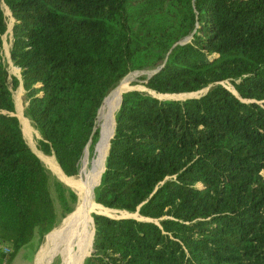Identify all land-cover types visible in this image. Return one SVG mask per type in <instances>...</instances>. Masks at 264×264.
<instances>
[{
    "label": "trees",
    "instance_id": "trees-1",
    "mask_svg": "<svg viewBox=\"0 0 264 264\" xmlns=\"http://www.w3.org/2000/svg\"><path fill=\"white\" fill-rule=\"evenodd\" d=\"M2 1L15 19L25 115L40 152L69 177L82 160L79 176L96 170L102 124L97 157L84 155L100 137L99 109L101 123L105 97L131 70H152L141 79L157 95L209 87L186 100L123 94L95 201L140 215L93 214L84 264H264V0H144L137 16L134 0ZM7 27L0 7V242L12 249H0V264L43 242L59 217L49 170L15 115ZM58 187L61 203L77 202Z\"/></svg>",
    "mask_w": 264,
    "mask_h": 264
},
{
    "label": "rangeland",
    "instance_id": "rangeland-1",
    "mask_svg": "<svg viewBox=\"0 0 264 264\" xmlns=\"http://www.w3.org/2000/svg\"><path fill=\"white\" fill-rule=\"evenodd\" d=\"M144 0H134L132 8L134 9V15L137 16L140 13V10L144 7ZM159 5L161 3L157 2ZM1 9L3 10L6 18H7V31L3 35V45H2V50H1V56L3 61L7 64L8 70L10 75H15L17 77H21V68L18 66H15L10 55L12 43H13V23H14V18L12 19V14L7 10V5L4 3V1L1 2L0 4ZM9 24H10V30H9ZM15 24V23H14ZM189 39V37H187ZM186 39V38H185ZM152 70L150 69H135L131 70L129 73L126 74V76L120 81V86L116 88L112 93V97L109 103V106L107 110L103 113L102 118H101V123L100 120L97 123V128H99L100 131V137L98 142L95 145L94 151L91 152L89 149L88 156L90 160L92 161L97 157V146L98 143L101 139L102 135V126H103V131L105 136L109 137L111 131L113 130V123L116 117V113L119 110L118 106L121 101V97H123V94L128 92L129 90H140V91H145L151 95L156 96L154 92L150 91L145 85H144V80L141 79V77L150 75ZM123 81V82H122ZM118 84V85H119ZM226 85L230 90L234 91L233 86L229 81H226L223 83ZM20 86L17 89L13 90V97L15 100V107H16V114L19 117L23 132L25 135V138L31 148L41 157L42 161L46 165V167L49 170V178H50V189L52 196L55 200L57 210H58V220L56 226L52 229L53 232L47 237V235L52 231H50L43 239V242L39 243L38 242V237L34 239V241L29 244L26 247H23L19 252H18V259L16 261L12 262V264H40L42 261V252L45 246L47 245L49 239L52 237V235L57 232L58 230H63L65 225L72 222L70 224V228H68L67 233L65 235L69 236L74 232V235L71 239V244H70V254L65 255L63 252L59 251L56 252L57 255L51 262V264H84L85 259L89 256H87L91 249H93L92 243L94 242V223H93V214H96L94 212L102 213L104 210L101 208L100 205L96 203V197H95V182L99 177L100 170L102 169V162H100V166H97L96 170L92 173H87L85 170L82 171V174L79 176L81 169L83 167V160L81 163V168L80 171L77 175L73 177H69L65 175V173L59 168L54 161V159L50 156L44 155L41 150L38 148L39 140L41 139V135L39 131L34 127L33 123L29 122L27 119V116L25 115V109L27 106V102L25 101V90L23 89L24 87ZM117 85V86H118ZM116 86V87H117ZM21 87V88H20ZM209 90V87L199 90L197 92L192 93H184L183 95H177V94H158L157 96L161 97L162 99H179V100H186L189 98H198L204 94H206ZM168 95H173V96H168ZM118 108V109H117ZM31 121V120H30ZM102 124V126H101ZM39 135L37 134V132ZM108 139V138H107ZM106 141V139H105ZM84 159V158H83ZM58 167L60 171L62 172V176L66 178L67 180L69 179H75L78 184L84 186L83 188L79 187L77 184L75 187H73L67 180H65L59 172L56 171L55 167ZM58 183H61L65 188H68L72 191H74L77 194V202L74 203L72 199L68 198L66 200V203H61L60 201V190L58 187ZM99 186V184L97 185ZM96 186V187H97ZM95 187V188H96ZM90 194L93 196V202L99 207L98 210L94 212H89V208L92 206L91 200L90 199ZM63 205L71 206L74 210L71 213H68L67 215H62L61 213L65 210V207ZM87 207V215L85 214L84 219L77 224H73L74 220L73 217L84 207ZM136 214V213H132ZM90 216L91 222H88L86 217ZM136 216V215H135ZM138 217V216H137ZM70 221V222H69ZM87 225V226H86ZM9 246V245H8ZM9 250H5V253H10L12 251L11 247L9 246ZM16 255V256H17ZM59 255V256H58ZM15 260V259H14ZM68 260V261H67Z\"/></svg>",
    "mask_w": 264,
    "mask_h": 264
},
{
    "label": "bare ground",
    "instance_id": "bare-ground-1",
    "mask_svg": "<svg viewBox=\"0 0 264 264\" xmlns=\"http://www.w3.org/2000/svg\"><path fill=\"white\" fill-rule=\"evenodd\" d=\"M111 96V94H110ZM109 96V97H110ZM113 126H114V123H113ZM112 135V131L107 139V141H105L106 139V136L104 134L103 136V142H102V150H101V156L99 155V158L97 160V166H100V162L102 161L103 159V156L102 154H104L106 152V149L108 148L107 144H108V141H109V138L111 137ZM104 142H105V148H104ZM107 153H108V150H107ZM107 156V154H106ZM106 159V158H105ZM100 161V162H99ZM105 162V160H104ZM104 162L102 163V165L104 164ZM61 168V167H60ZM56 171L59 172V174L62 176V172L60 171V169L56 166L55 167ZM62 170V169H61ZM100 174H99V177L98 179H100L101 177V170L99 171ZM64 178V176H62ZM65 180H67L66 178H64ZM97 179V180H98ZM96 180V181H97ZM73 187L76 186V184L79 186L80 184L77 183V181L75 179H68L67 180ZM96 183V182H95ZM79 187L83 188L84 186L80 185ZM90 199L91 200V204L92 206L89 208V212H87V207L84 206L74 217L72 220H74V223L73 224H77L78 222L82 221L84 219V216L85 214L87 215V213H90V212H94L96 210H98V206L92 201L93 200V196L90 194ZM101 208L104 210V214H107V215H111V216H119V215H124V214H127V213H117L116 211H112L111 209H106L105 207H102ZM87 212V213H86ZM119 214V215H117ZM136 216H139V215H136ZM86 220H87V224L88 222H91V218L90 216L86 217ZM70 222V221H69ZM70 224H66L64 229L63 230H58L57 232H55L52 237L49 239L47 245L45 246V248L43 249V252H42V261L40 262V264H51V262L53 261V259L56 257L57 253L56 252H63L66 256L70 254V244H71V239L74 235V232L72 234H70L69 236H66V233H67V230L68 228H70ZM87 226V225H86ZM59 256V255H58ZM68 261V260H67Z\"/></svg>",
    "mask_w": 264,
    "mask_h": 264
},
{
    "label": "water",
    "instance_id": "water-1",
    "mask_svg": "<svg viewBox=\"0 0 264 264\" xmlns=\"http://www.w3.org/2000/svg\"><path fill=\"white\" fill-rule=\"evenodd\" d=\"M11 11V10H10ZM11 14H12V12H11ZM14 23H15V19H14ZM14 23H13V26H14ZM13 26H12V29H13ZM190 39V38H189ZM188 38H186L183 42H186V41H188L189 40ZM11 55V54H10ZM158 69H156L154 72H156ZM153 72V71H152ZM151 72V73H152ZM18 79L20 80V82H21V84H22V87H23V82H22V76L21 77H18ZM123 82V81H122ZM120 86V84L117 86V87H115L106 97H105V99H104V102L106 101V99L109 97V95L116 89V88H118ZM24 89V88H23ZM133 90H135V89H133ZM129 91H131V90H129ZM127 92V91H126ZM157 96V95H156ZM158 98H161V97H159V96H157ZM122 99H123V97H121V102H120V105H119V108L121 107V104H122ZM162 99V98H161ZM104 102H103V104H104ZM102 107H103V105L100 107V109H99V113H98V119H97V123H98V121H99V117H100V113H101V109H102ZM15 115L17 116V114L15 113ZM115 129H116V117H115V127H114V131H113V134L111 135V137H110V141H111V139L113 138V136H114V134H115ZM42 138V137H41ZM109 148H110V142H109ZM109 148H108V153H109ZM34 151V150H33ZM35 152V151H34ZM88 152H89V145L87 146V148H86V151H85V155H84V158L86 157V155L88 154ZM36 153V152H35ZM108 153H107V156H108ZM37 154V153H36ZM38 155V154H37ZM39 156V155H38ZM107 156H106V159H107ZM40 157V156H39ZM41 158V157H40ZM106 159H105V163H104V169H103V171H102V174L104 173V171H105V169H106ZM102 174H101V177H102ZM100 183H101V179H100V182H99V185H100ZM108 209H110V208H108ZM111 210H114V211H116L117 213H120V212H122L121 210H115V209H111ZM94 213H96V214H103V215H107V214H104V213H98V212H94ZM128 214H124V215H119V214H117V215H119V216H111V215H107V216H110V217H114V218H123V217H137V216H135V215H140L138 212L136 213V214H132V213H130V212H127ZM142 219H143V217H142ZM94 235H95V223H94ZM92 246H93V243H92ZM93 252V249H91V251H90V253L87 255V256H90L91 255V253Z\"/></svg>",
    "mask_w": 264,
    "mask_h": 264
},
{
    "label": "built area",
    "instance_id": "built-area-1",
    "mask_svg": "<svg viewBox=\"0 0 264 264\" xmlns=\"http://www.w3.org/2000/svg\"><path fill=\"white\" fill-rule=\"evenodd\" d=\"M0 249L2 251H5V250H9L10 248H9V246L7 244H5L3 242H0Z\"/></svg>",
    "mask_w": 264,
    "mask_h": 264
},
{
    "label": "crops",
    "instance_id": "crops-1",
    "mask_svg": "<svg viewBox=\"0 0 264 264\" xmlns=\"http://www.w3.org/2000/svg\"><path fill=\"white\" fill-rule=\"evenodd\" d=\"M16 259H18V255L15 257V260H14V262L16 261ZM14 264V263H13Z\"/></svg>",
    "mask_w": 264,
    "mask_h": 264
}]
</instances>
